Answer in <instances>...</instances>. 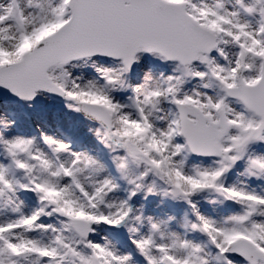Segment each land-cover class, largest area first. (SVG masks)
Returning a JSON list of instances; mask_svg holds the SVG:
<instances>
[{"label":"snow or ice","instance_id":"obj_1","mask_svg":"<svg viewBox=\"0 0 264 264\" xmlns=\"http://www.w3.org/2000/svg\"><path fill=\"white\" fill-rule=\"evenodd\" d=\"M0 264H264V0H0Z\"/></svg>","mask_w":264,"mask_h":264},{"label":"rangeland","instance_id":"obj_2","mask_svg":"<svg viewBox=\"0 0 264 264\" xmlns=\"http://www.w3.org/2000/svg\"><path fill=\"white\" fill-rule=\"evenodd\" d=\"M79 130H80L81 133H83L85 131L84 125H80Z\"/></svg>","mask_w":264,"mask_h":264}]
</instances>
